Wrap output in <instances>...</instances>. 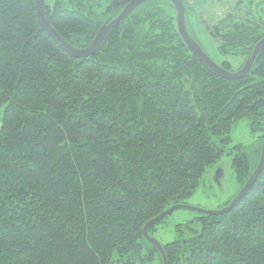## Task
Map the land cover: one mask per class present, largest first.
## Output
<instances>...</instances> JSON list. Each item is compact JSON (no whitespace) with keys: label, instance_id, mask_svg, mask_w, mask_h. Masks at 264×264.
I'll return each instance as SVG.
<instances>
[{"label":"trees","instance_id":"16d2710c","mask_svg":"<svg viewBox=\"0 0 264 264\" xmlns=\"http://www.w3.org/2000/svg\"><path fill=\"white\" fill-rule=\"evenodd\" d=\"M132 1L45 4L84 50ZM182 1L193 40L210 56L207 35L225 59L215 63L233 73L226 57L237 59L241 70L264 39V1L236 0L214 24ZM240 122L253 144L230 148ZM263 142L264 48L247 75L224 78L186 45L173 4L152 0L79 59L42 29L37 0H0V264H164L147 224L233 156L229 207ZM196 215L162 244L167 264H264V170L229 211Z\"/></svg>","mask_w":264,"mask_h":264},{"label":"rangeland","instance_id":"374dc122","mask_svg":"<svg viewBox=\"0 0 264 264\" xmlns=\"http://www.w3.org/2000/svg\"><path fill=\"white\" fill-rule=\"evenodd\" d=\"M256 2L264 0H255ZM197 13L201 14L203 21L216 23L222 19L230 10L231 6L236 3V0H187ZM196 6V7H195ZM201 35V31H199ZM202 38V39H201ZM201 44L210 57L217 63L225 60L220 58L214 48L213 43L207 35L200 37ZM232 63L233 72L237 71L239 61L226 57ZM232 145L234 146H250L253 144L254 137L251 136L247 122L238 123L231 135ZM233 156H226L222 159L217 167L210 169L201 181L198 189L191 198L186 200V205L194 208H199L206 211H218L236 194L238 187L235 184L233 172ZM221 169L223 177L220 181L217 180L216 173ZM196 213L188 210H179L168 217L166 223L159 227L155 233V237L161 244H167L174 241L176 235L174 227L178 224H184L196 217Z\"/></svg>","mask_w":264,"mask_h":264},{"label":"water","instance_id":"95a60500","mask_svg":"<svg viewBox=\"0 0 264 264\" xmlns=\"http://www.w3.org/2000/svg\"><path fill=\"white\" fill-rule=\"evenodd\" d=\"M152 0H133L129 5L125 7V9L121 12V14L115 18L114 20L106 23L98 32L94 42L91 44V46L84 50H78L76 48H73L70 46L54 29V27L51 25L49 18L46 13V4L45 0H37V17L38 22L42 29L67 53L70 55L83 59V58H89L93 56L98 49L101 47L104 39L106 38L107 34L120 25L123 21H125L138 7L143 5L146 2H149ZM173 4V6L176 9L177 12V28L178 32L183 38L186 45L190 48L192 53L196 55L203 63H205L207 66H209L214 72L221 75L224 78L230 79V80H237L243 78L245 75L249 73L251 70L255 58L257 54L264 48V39L257 45L255 51L253 52L251 58L244 64L241 70L235 73H230L221 68L219 65H217L200 47V45L193 40V38L189 35L187 26H186V18H185V6L182 0H165ZM264 170V142L262 147V154H261V160L260 163L255 170L254 174L248 181V183L245 185V187L241 190V192L238 194V196L233 200V202L230 204L229 207L218 210V211H206L199 208L190 207L188 205H176L165 212H163L161 215H159L157 218L152 220L150 223L147 224V226L144 229V236L145 238L153 244L159 252L162 254L164 258V264H167V259L165 256V252L163 249L162 244L155 238L151 237L148 233V230L151 226L158 224L159 222L163 221L166 217L172 215L174 212L179 210H188L192 212H196L199 214H207V215H220L223 214L230 209H232L236 203L244 197V195L249 191L251 186L256 182L259 175ZM223 176V172L221 169H219L216 173L217 180Z\"/></svg>","mask_w":264,"mask_h":264},{"label":"bare ground","instance_id":"6f19581e","mask_svg":"<svg viewBox=\"0 0 264 264\" xmlns=\"http://www.w3.org/2000/svg\"><path fill=\"white\" fill-rule=\"evenodd\" d=\"M196 7V6H195ZM198 21V20H197ZM206 23V22H205ZM202 39V38H201ZM220 43V42H219Z\"/></svg>","mask_w":264,"mask_h":264}]
</instances>
